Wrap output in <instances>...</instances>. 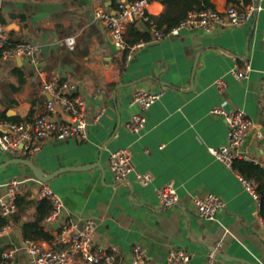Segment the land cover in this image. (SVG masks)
<instances>
[{"label": "crops", "instance_id": "0c3cea01", "mask_svg": "<svg viewBox=\"0 0 264 264\" xmlns=\"http://www.w3.org/2000/svg\"><path fill=\"white\" fill-rule=\"evenodd\" d=\"M119 1L129 0H0V20L9 40L40 47L36 67L28 56L0 60V115L25 123L46 114L49 96L41 94L40 86L55 76L72 83L74 95L84 99L88 123L86 142L47 138L33 154L22 147L14 153L0 149V164L28 159L45 175L89 166L62 171L43 182L63 205L55 222L44 221V230L54 238L60 222L81 227L91 219L96 242L116 248L118 264H132L135 246L145 249L154 264H165L171 249L188 253L189 264H203L219 242L215 264H264L261 210L244 191L242 175L209 151L224 145L228 132L225 120L211 110L240 109L254 123L242 151L264 159V0L240 27L181 29L161 39L151 35L132 50L128 61L115 57L109 33L94 18L96 9L112 13ZM208 2L223 12L231 1ZM163 11L160 0H150L151 17ZM135 24L147 30L146 23ZM70 36L75 38L72 51L63 43ZM243 60L250 62V71L237 82L231 70L241 67ZM138 92L160 97L143 109L132 103ZM102 108L104 113L95 121ZM136 114L145 118L139 133L129 129ZM52 119L67 123L69 116L59 111ZM121 149L130 152L131 172L116 183L108 160ZM145 174L150 175L148 182L139 177ZM30 178L31 171L21 164L0 169V196L6 195L5 184L13 179ZM168 183L178 201L165 208L156 190ZM40 189L28 181L22 195L36 202ZM208 193L225 202L214 220L201 219L192 202L193 196ZM32 217L33 209L28 208L23 219ZM9 225V232L0 236V254L12 249L14 255L8 262L0 258V264H30L20 229Z\"/></svg>", "mask_w": 264, "mask_h": 264}, {"label": "built area", "instance_id": "2783aa9c", "mask_svg": "<svg viewBox=\"0 0 264 264\" xmlns=\"http://www.w3.org/2000/svg\"><path fill=\"white\" fill-rule=\"evenodd\" d=\"M260 0H235L230 2L223 12L214 8L189 12L178 26L168 32L157 30L151 16L148 13L150 0L119 1L116 10L112 13L98 8L94 12V18L101 22L109 33L116 48L115 57L125 60L131 58L132 50L144 45L139 42L132 47L126 45V30L129 24L138 20L148 23V31L152 38L161 39L164 36L177 35L179 30L188 28H199L206 32H212L216 27H240L249 22L258 10ZM63 43L67 49L72 51L75 45L73 36L66 37ZM40 47L28 43H19L10 46L8 35L0 20V60L14 59L16 57L28 56L30 64L38 66ZM250 71V62L243 60L241 67L231 70V74L237 82L247 78ZM44 75L41 72V76ZM74 85L65 80L51 76L41 82V94L48 95L45 103L46 114L37 115L31 121L25 123L0 122V149L14 153L22 147L24 153L33 154L40 150L41 143L51 138L57 141L76 139L86 142L88 140V123L85 117L86 103L84 99L73 93ZM160 94L138 92L132 103L147 109L154 104ZM59 111L69 116L67 123L57 122L53 117ZM104 109H100L94 120L97 121ZM211 114L222 117L227 125L226 143L219 148H211L210 153L224 166L234 170L233 163L242 160L264 168V159L242 151V147L254 128V123L247 114L240 109L213 108ZM145 118L141 115H133L129 123V129L133 133H139L143 128ZM260 137V135H259ZM131 155L128 149H121L109 156V167L116 183L126 180L131 172ZM144 182L150 180V175L139 176ZM28 181L41 186L36 199L47 198L53 205V211L45 218L46 224L55 222L61 214L63 205L59 197L54 195L43 182L34 177L26 180L13 179L5 184L6 195L0 196V214L11 217L17 211L16 197L22 195V188ZM239 181L245 192L256 201L258 210H261V202L257 193V184L254 180L239 176ZM156 196L163 207L168 208L175 205L178 196L172 183L158 188ZM192 202L201 219L214 220L217 213L225 207V202L213 193L203 197L193 196ZM260 222L264 226V216L260 215ZM10 225L6 224L0 228V236L7 234ZM26 250L30 264H118L119 255L116 248H106L99 245L95 239V222L86 220L81 227L74 222H60L55 237L50 242L39 240H25ZM221 247L217 243L210 248L203 264H215L216 255ZM14 250H6L1 254L3 262L12 259ZM190 255L178 249H171L166 257L165 264H189ZM132 264H154L145 249L135 246L132 250Z\"/></svg>", "mask_w": 264, "mask_h": 264}, {"label": "trees", "instance_id": "16d2710c", "mask_svg": "<svg viewBox=\"0 0 264 264\" xmlns=\"http://www.w3.org/2000/svg\"><path fill=\"white\" fill-rule=\"evenodd\" d=\"M160 2L164 6V11L158 17H151V20L157 30L164 32H168L178 26L189 12L213 8L208 0H160ZM145 26L147 29L145 32L140 31L135 22L127 26L126 45L128 48L141 41L146 42L151 39V34L148 31L149 24L146 23ZM8 43L11 47L18 44L11 42L9 38ZM2 115H0V122L15 123L10 118L5 117L4 114ZM233 168L243 177L256 182V191L261 202V213L264 215V168L242 160H236L233 163ZM16 205L17 211L11 216L10 220L0 214V228L6 224H14L20 229L24 240H42L47 242L53 240V237L44 230L43 224L45 218L53 211V205L49 199L42 198L34 202L33 200H28L26 195H19L16 197ZM28 208L33 209V217L32 219L24 220L23 217L26 215ZM21 222H23L22 225H20Z\"/></svg>", "mask_w": 264, "mask_h": 264}, {"label": "water", "instance_id": "95a60500", "mask_svg": "<svg viewBox=\"0 0 264 264\" xmlns=\"http://www.w3.org/2000/svg\"><path fill=\"white\" fill-rule=\"evenodd\" d=\"M12 27L10 26L9 28H7V31L10 30ZM11 164H21L26 166L30 171L32 176L38 180L39 182H47L48 180H50L51 178H53L55 175L59 174L62 171L65 170H84V169H88L89 166H83V167H76V168H64L61 170H57L56 172H53L52 174H47L45 175L39 168H37L32 162H30L28 159H22V158H14V159H10L2 164H0V169L11 165ZM11 217H8V220H10Z\"/></svg>", "mask_w": 264, "mask_h": 264}]
</instances>
